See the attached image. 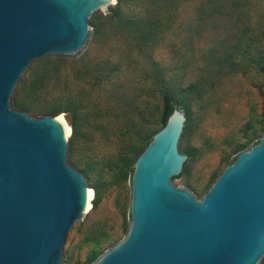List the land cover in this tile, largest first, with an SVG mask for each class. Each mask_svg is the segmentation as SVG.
<instances>
[{
	"label": "water",
	"instance_id": "1",
	"mask_svg": "<svg viewBox=\"0 0 264 264\" xmlns=\"http://www.w3.org/2000/svg\"><path fill=\"white\" fill-rule=\"evenodd\" d=\"M116 3L0 0V264H69L72 238L93 221L69 128L18 110L15 97L37 66L83 62ZM189 122L174 107L136 158L127 232L92 264H264V134L200 198L176 187L192 164L182 155Z\"/></svg>",
	"mask_w": 264,
	"mask_h": 264
},
{
	"label": "rangeland",
	"instance_id": "2",
	"mask_svg": "<svg viewBox=\"0 0 264 264\" xmlns=\"http://www.w3.org/2000/svg\"><path fill=\"white\" fill-rule=\"evenodd\" d=\"M174 1L177 9L164 21L163 40L139 49L114 27V17H102L94 25L96 44L83 62L62 64L56 58L37 66L32 75L50 73L60 80L46 88L44 104L63 106L66 95H79L91 106L89 118L87 111L74 118L58 114L70 138L72 121L79 128L70 139L73 166L97 193L93 221L82 224L71 240L69 264H87L92 250L101 255L124 238L137 157L127 153L126 136L135 135L137 152L159 131L160 84L172 88L189 109L182 155L192 164L176 187L202 198L233 158L264 134V76L259 71L264 65V0ZM149 57L161 75L153 71ZM144 76L155 77L139 92L146 99L145 116H135L129 127L110 91L117 79L123 83ZM239 146L245 148L238 151Z\"/></svg>",
	"mask_w": 264,
	"mask_h": 264
},
{
	"label": "trees",
	"instance_id": "3",
	"mask_svg": "<svg viewBox=\"0 0 264 264\" xmlns=\"http://www.w3.org/2000/svg\"><path fill=\"white\" fill-rule=\"evenodd\" d=\"M175 7L176 3L174 0H117L112 13L114 16L113 24L119 32L124 33L129 39L131 38L137 48L143 50L144 47L146 48L149 44L155 43L156 41L158 42L161 39L163 40V38H161V34L164 33V29L166 28V23L164 21L169 19L168 14L177 9ZM149 18L150 21H148ZM169 23L170 21L168 24ZM148 59L149 63L153 67V71L155 73H160V69L157 68V64L152 62L151 57ZM259 71L264 76V65L259 67ZM152 78L155 77L144 76L142 80L132 77L126 80L123 79V83L120 79H117V83L110 91L112 97L110 100L120 107L123 117L126 118V125L129 127L132 126V121L135 116H140L142 118L145 116L144 109L146 105V99L142 98L141 95H139V92L145 89L146 83H149L150 85L152 84ZM59 81L60 80L58 77H54L50 75V73L23 78L20 82V87L15 97L16 107L20 111L27 112L34 117L55 116L61 113H66L71 118L77 117L78 112L87 111V109L91 107L90 105H84L83 101L79 99V95H66L65 99L67 100V103L63 104V106L58 102H55L54 104H44L41 102L45 96V90L49 84L54 83L55 85L59 83ZM124 82L126 83L124 84ZM160 86L161 89H159V93L161 94L162 102V112L159 117L160 129L164 127L166 120L171 114L173 108L180 107L181 105L182 109H184L186 116L185 124L187 125L189 122V109L187 108L186 104L184 102L180 103L179 100H177V96L172 88L163 86L161 84ZM115 87L117 90H115ZM77 101L79 103H77ZM88 113L90 112L87 111V113L84 114L86 118H89ZM70 126L72 130L70 139L72 141L78 135L79 128L77 124L73 123V121ZM138 127H136L135 134L138 136V138H142L143 132L140 130L141 128L137 129ZM185 131L186 126L184 127L183 132ZM134 136V134L126 136V147L128 150L127 153H134L138 157L149 143L151 137L145 140V147L136 152V146L133 142ZM244 148L245 146H239L238 151H241ZM235 158H233L230 164L235 160ZM124 161L127 160L124 159ZM126 163L127 162H125V164ZM74 166L77 167V165ZM94 201H97L96 192ZM99 255L100 253L92 250L90 252L87 264L93 263V261Z\"/></svg>",
	"mask_w": 264,
	"mask_h": 264
},
{
	"label": "bare ground",
	"instance_id": "4",
	"mask_svg": "<svg viewBox=\"0 0 264 264\" xmlns=\"http://www.w3.org/2000/svg\"><path fill=\"white\" fill-rule=\"evenodd\" d=\"M59 120H60V122H61L64 126H66L67 128H69V127L64 123V120L62 119L61 116L59 117ZM69 133H70V129H69Z\"/></svg>",
	"mask_w": 264,
	"mask_h": 264
}]
</instances>
